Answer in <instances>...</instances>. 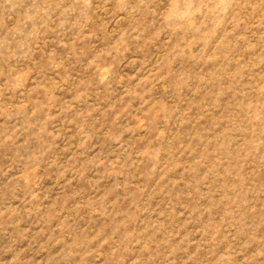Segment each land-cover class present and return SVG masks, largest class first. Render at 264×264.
<instances>
[{
    "label": "rangeland",
    "instance_id": "obj_1",
    "mask_svg": "<svg viewBox=\"0 0 264 264\" xmlns=\"http://www.w3.org/2000/svg\"><path fill=\"white\" fill-rule=\"evenodd\" d=\"M0 264H264V0H0Z\"/></svg>",
    "mask_w": 264,
    "mask_h": 264
}]
</instances>
